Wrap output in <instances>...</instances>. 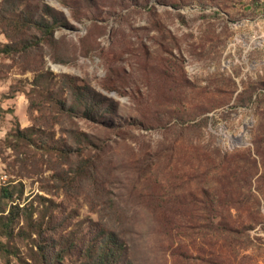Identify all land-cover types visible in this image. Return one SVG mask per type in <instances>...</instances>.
I'll return each instance as SVG.
<instances>
[{"label": "rangeland", "instance_id": "1", "mask_svg": "<svg viewBox=\"0 0 264 264\" xmlns=\"http://www.w3.org/2000/svg\"><path fill=\"white\" fill-rule=\"evenodd\" d=\"M44 4L50 33L20 25ZM1 11L0 184L19 206L77 236L113 230L132 264H264V0ZM72 82L113 101L101 118L68 105ZM11 243L23 260L4 251L0 264L29 262L30 239Z\"/></svg>", "mask_w": 264, "mask_h": 264}, {"label": "trees", "instance_id": "2", "mask_svg": "<svg viewBox=\"0 0 264 264\" xmlns=\"http://www.w3.org/2000/svg\"><path fill=\"white\" fill-rule=\"evenodd\" d=\"M169 1L174 7L182 2ZM55 13L57 12L49 5L44 4L41 14L37 17L27 15L20 25H33L43 32L50 33L58 23ZM16 15L23 16L25 13ZM62 22H66V19L64 18ZM10 50V44L4 43L0 46L1 52L8 53ZM68 88L71 94L68 105L71 107L80 105L83 115L88 118H101V112L107 111V106L112 101L85 83L72 82ZM252 92L249 89L245 90L239 98L240 102L244 104L250 101ZM28 129L15 128V137L30 142ZM15 198L17 196L13 191V185L0 184V255H3L4 251H9L22 261V257L15 253L16 246L11 243L15 236H19L30 239L31 242L29 262L24 260L26 264H132L125 241L113 230L97 227L86 237L77 236L74 230L62 232L63 223L57 225V219L52 214L46 215L42 211L32 216L28 206H19ZM215 199H217L215 196L211 197L212 203ZM10 200L11 202H8Z\"/></svg>", "mask_w": 264, "mask_h": 264}]
</instances>
